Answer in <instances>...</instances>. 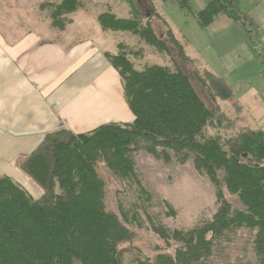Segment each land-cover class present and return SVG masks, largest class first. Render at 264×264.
I'll return each instance as SVG.
<instances>
[{
    "label": "trees",
    "instance_id": "1",
    "mask_svg": "<svg viewBox=\"0 0 264 264\" xmlns=\"http://www.w3.org/2000/svg\"><path fill=\"white\" fill-rule=\"evenodd\" d=\"M123 1L131 17L100 14L101 30L129 33L161 56L168 55L165 42L132 0ZM160 1L175 2L203 29L220 15L241 30L252 25L238 0H207L197 13L191 0ZM46 7L51 28L62 30L64 16L81 8V0H59ZM119 49L115 55H104L120 76L134 121L105 124L77 135L66 129L48 134L18 165L41 190L37 200L8 177H0V264H122L119 247L131 240V233L106 210L105 183L96 167L103 163L117 180L147 195L133 161L140 151L164 164L171 153L179 164L191 160L193 169L215 187L218 208L211 219L186 231L150 224L151 232L173 247V254H159L153 263L138 257L135 264H207L213 248L241 228L255 231L254 253L257 264H264V132L244 130L226 137L222 125L230 120L215 116L173 59L174 69L153 65L137 71L126 46ZM199 82L210 95L230 97L223 82L209 72ZM210 128L216 134L208 135ZM223 188L238 197L244 210L232 209Z\"/></svg>",
    "mask_w": 264,
    "mask_h": 264
},
{
    "label": "rangeland",
    "instance_id": "2",
    "mask_svg": "<svg viewBox=\"0 0 264 264\" xmlns=\"http://www.w3.org/2000/svg\"><path fill=\"white\" fill-rule=\"evenodd\" d=\"M91 1L94 4L92 15L110 12L111 8L119 19L131 17L128 5L123 0ZM47 2L58 1L33 0L34 18L48 23L50 27ZM205 2L191 0L194 13L202 10ZM132 3L144 21H149L157 37L165 42L169 54L161 56L156 49L129 33L116 35L115 41L114 38L103 40L102 44L108 45L106 50L103 48L105 53L115 55L121 51L119 45L126 46V53L137 71L153 65L174 69V63L170 60L173 59L184 73L189 74L196 93L215 116L230 120L222 125L223 135L235 137L244 130L264 132V58L260 54L263 50L264 26L248 25L241 30L231 19L220 15L211 27L203 29L194 15L180 10L175 2L132 0ZM238 6L243 12V5L238 3ZM85 23L88 26L95 24L99 28L95 17L87 19ZM206 72L223 82L230 91L229 98L213 93L210 95L206 91L199 82ZM214 134L216 130L210 128L208 135ZM133 161L137 177L147 195L141 194L136 186L117 180L101 163H98L96 171L105 183L106 210L115 214L131 233V240L119 247L122 264H135L138 257L148 258L153 263L159 254L172 255L173 247H166L151 232L150 224H160L170 231H186L200 225L217 211L216 189L205 175L193 169L191 160L179 164L172 153L168 164L155 160L144 151L135 155ZM222 176L219 173V177ZM29 184L41 195L39 189ZM24 187L33 193L27 185ZM222 191L233 210H244L237 196L230 195L225 188ZM30 195L34 200L40 197L39 194ZM254 235L255 231L245 228L231 233L213 248L207 264H257Z\"/></svg>",
    "mask_w": 264,
    "mask_h": 264
},
{
    "label": "crops",
    "instance_id": "3",
    "mask_svg": "<svg viewBox=\"0 0 264 264\" xmlns=\"http://www.w3.org/2000/svg\"><path fill=\"white\" fill-rule=\"evenodd\" d=\"M238 3L252 25L264 26V0ZM93 9L91 0H81V8L64 16L65 26L58 30L34 18L33 0H0V177L29 195H40L29 183L39 188L18 165L48 134L66 129L77 135L134 121L120 76L105 58L108 45L102 44L128 33L88 26L87 19L100 15H92ZM260 54L264 58V42Z\"/></svg>",
    "mask_w": 264,
    "mask_h": 264
},
{
    "label": "water",
    "instance_id": "4",
    "mask_svg": "<svg viewBox=\"0 0 264 264\" xmlns=\"http://www.w3.org/2000/svg\"><path fill=\"white\" fill-rule=\"evenodd\" d=\"M121 254V251L118 252V256Z\"/></svg>",
    "mask_w": 264,
    "mask_h": 264
}]
</instances>
